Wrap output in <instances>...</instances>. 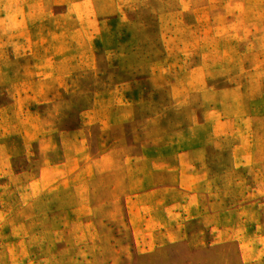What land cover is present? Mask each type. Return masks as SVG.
<instances>
[{
	"label": "rangeland",
	"instance_id": "rangeland-1",
	"mask_svg": "<svg viewBox=\"0 0 264 264\" xmlns=\"http://www.w3.org/2000/svg\"><path fill=\"white\" fill-rule=\"evenodd\" d=\"M0 264H264V0H0Z\"/></svg>",
	"mask_w": 264,
	"mask_h": 264
},
{
	"label": "clouds",
	"instance_id": "clouds-1",
	"mask_svg": "<svg viewBox=\"0 0 264 264\" xmlns=\"http://www.w3.org/2000/svg\"><path fill=\"white\" fill-rule=\"evenodd\" d=\"M256 42V36L251 31L238 32L228 37H222L215 40L212 44V50L221 56L227 55V53L235 48H244L248 45H254Z\"/></svg>",
	"mask_w": 264,
	"mask_h": 264
}]
</instances>
